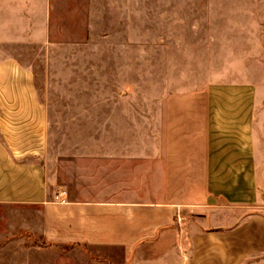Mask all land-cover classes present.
<instances>
[{"label": "crops", "instance_id": "crops-1", "mask_svg": "<svg viewBox=\"0 0 264 264\" xmlns=\"http://www.w3.org/2000/svg\"><path fill=\"white\" fill-rule=\"evenodd\" d=\"M212 23L0 0V264H264V29Z\"/></svg>", "mask_w": 264, "mask_h": 264}, {"label": "rangeland", "instance_id": "rangeland-1", "mask_svg": "<svg viewBox=\"0 0 264 264\" xmlns=\"http://www.w3.org/2000/svg\"><path fill=\"white\" fill-rule=\"evenodd\" d=\"M175 17V45L179 41L178 31H189L194 25L202 32L213 31V17L221 23L217 30L221 33L222 49L226 39L230 38L238 46H245L246 39L250 46L258 47L261 30L264 29V0H172ZM158 8L165 10V0H158ZM191 36V35H190ZM186 38H189L187 35ZM191 39V38H190ZM189 42V40H188ZM188 47V46H187ZM37 62L41 63V61ZM67 252V251H66ZM73 258L80 261V253L74 252ZM75 256V257H74ZM93 264L107 263L94 258ZM90 264V263H83Z\"/></svg>", "mask_w": 264, "mask_h": 264}, {"label": "built area", "instance_id": "built-area-1", "mask_svg": "<svg viewBox=\"0 0 264 264\" xmlns=\"http://www.w3.org/2000/svg\"><path fill=\"white\" fill-rule=\"evenodd\" d=\"M54 199L64 202L65 201V190L64 189H60L58 190L55 194H54Z\"/></svg>", "mask_w": 264, "mask_h": 264}]
</instances>
